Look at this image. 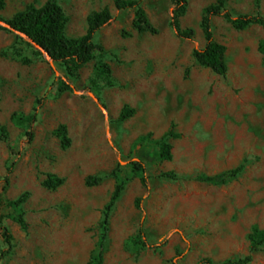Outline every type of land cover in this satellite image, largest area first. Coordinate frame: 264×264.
I'll return each mask as SVG.
<instances>
[{
    "label": "rangeland",
    "instance_id": "374dc122",
    "mask_svg": "<svg viewBox=\"0 0 264 264\" xmlns=\"http://www.w3.org/2000/svg\"><path fill=\"white\" fill-rule=\"evenodd\" d=\"M47 1L7 0L0 19L9 23ZM217 1H190L179 26L194 36L183 39L171 27V0L143 4L157 34L139 33L135 11L118 10L115 0H59L69 38L85 35L88 18L106 6L113 15L95 37L104 52L74 76L0 26V134L5 128L8 138L0 141V215L15 245L0 264H88L121 182L126 189L111 214L104 264H221L250 254L254 228L264 231V29L238 31L214 18L215 40L227 47L228 74L203 67L193 53L206 45L203 12ZM226 6L235 16H264V0H227ZM15 44L31 63L14 53ZM100 65L111 74L98 77ZM63 82L71 89L61 92ZM39 100L36 123L13 121L14 114H33ZM125 108L134 114L121 120ZM172 124L182 138L171 139L173 159L164 161L159 141ZM61 125L71 139L67 149L55 135ZM140 162L149 190L134 168ZM236 169L226 185L191 180ZM171 172L180 179L163 177ZM49 175L65 183L49 189ZM90 177L102 182L88 186ZM21 198V208L11 205ZM141 198L144 211L136 207ZM21 211L27 230L16 221ZM141 227L148 246L137 252L133 240ZM6 248L0 230V252ZM252 256L250 264H264V246Z\"/></svg>",
    "mask_w": 264,
    "mask_h": 264
},
{
    "label": "trees",
    "instance_id": "16d2710c",
    "mask_svg": "<svg viewBox=\"0 0 264 264\" xmlns=\"http://www.w3.org/2000/svg\"><path fill=\"white\" fill-rule=\"evenodd\" d=\"M146 0H115V7L120 10H134V28L139 33H152L157 34L158 30L149 20L146 11L143 8V4ZM174 5V16L171 22V27L177 32L178 36L183 39H192L194 36L193 30L182 31L179 26V19L183 17L188 10L190 1L192 0H171ZM7 0H0V11L6 7ZM227 0H218L216 4L210 5L204 9L203 17L201 21V29L203 31L206 45L202 49L194 50V57L200 65L205 68L211 69L217 75L226 77L228 74V65L226 62L227 47L218 43L215 40V33L213 27V20L216 17H221L228 23L232 24L234 29L238 31L246 30L252 26H259L264 29V16L260 13L255 15H238L235 16L226 6ZM113 20V15L108 6L103 8L100 12L93 13L88 18V29L85 35L79 38H69L66 35V26L68 24V17L65 15L63 8L61 7L59 0H48L42 7L37 8L34 4L27 7L25 11L17 13L13 19L9 22L12 27L20 33L28 36L33 42L40 45L49 55L52 57L56 64L65 67L69 74L74 76L78 71L83 69L89 64L97 52H104L103 47L95 43V37L98 32L109 25ZM17 41H20L26 46L36 49L29 41L16 34ZM15 54H17L24 64L31 63V60L21 54L20 49L16 47V44L11 47ZM37 54L44 56V54L37 50ZM111 74V69L107 65H100L96 69V75L98 77H105ZM94 88V92L98 94L101 91L95 81L91 82ZM110 84V83H108ZM64 88L61 92L70 90L71 87L63 82ZM43 101L39 100L37 107L34 109V113L25 116L23 114H14L13 121L20 126H32L37 122L38 110L41 108ZM134 110L125 108L121 113V120H126L132 117ZM174 124L163 135L159 141L160 152L159 157L164 161H171L173 159V145L171 139H180L182 135L174 132ZM55 135L60 139L62 147L67 149L71 145V139L68 135L67 127L61 125L56 131ZM29 141L34 138V132L30 131L27 134ZM0 141L8 143L6 135V129H1ZM135 170L141 174L142 185L149 190L147 169L145 165L140 162L135 164ZM241 169H236L231 172H225L216 175H200L191 180L200 183H207L211 185H226L234 180L239 174ZM12 174V168L8 170V173L4 179L6 183L9 182L10 175ZM163 177L171 180H179L180 178L175 173H165ZM102 182L101 178L90 177L87 180L88 186H97ZM65 183V179L58 178L55 175H49L45 181V186L49 189L55 190L61 187ZM126 189V182H121L117 185L112 197L105 207L104 218L101 224V234L93 251L88 264H104L106 255V241L108 238V232L110 227V219L112 211L117 205L118 201L122 198L123 192ZM142 198L136 201V207L144 211L142 208ZM25 203V199L21 198L11 205L16 208H21ZM16 221L22 227L23 230L28 229V223L25 218V214L21 211ZM0 230L3 234L7 248L0 252V262L6 259L13 252L15 245L13 235L10 229L4 223V216L0 215ZM250 254L245 258L234 260L229 259L221 264H250L253 261L252 254L258 252L264 246V231L254 228L251 236ZM137 252L145 249L148 243L145 241L144 228L141 227L138 236L133 240ZM206 264H212L211 260L206 259Z\"/></svg>",
    "mask_w": 264,
    "mask_h": 264
},
{
    "label": "water",
    "instance_id": "95a60500",
    "mask_svg": "<svg viewBox=\"0 0 264 264\" xmlns=\"http://www.w3.org/2000/svg\"><path fill=\"white\" fill-rule=\"evenodd\" d=\"M0 26H2V27H4V28H6V29H8V30H10V31H12V32H14L15 34H17V35H19V36H21V37H23L25 40H27V41H29L37 50H40L44 55H45V57H46V59L48 60V62L51 64V66L53 67V68H55V62H54V60L52 59V57L49 55V53L48 52H46L40 45H38V44H36L35 42H33L30 38H28V36L27 35H25V34H23V33H20V32H17L13 27H12V25L11 24H9V23H7V22H5V21H2L1 19H0ZM97 102H99V99L97 98V97H95V95L94 94H90ZM102 109L105 111V108H103L102 107Z\"/></svg>",
    "mask_w": 264,
    "mask_h": 264
}]
</instances>
